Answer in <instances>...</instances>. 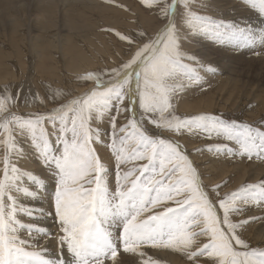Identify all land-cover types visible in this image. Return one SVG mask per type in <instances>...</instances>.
<instances>
[{"label":"snow or ice","instance_id":"6c2138e0","mask_svg":"<svg viewBox=\"0 0 264 264\" xmlns=\"http://www.w3.org/2000/svg\"><path fill=\"white\" fill-rule=\"evenodd\" d=\"M143 4L161 27L101 29L126 41L130 58L77 75L93 83L85 93L48 85L54 106L19 114V91H0V264H120L121 251L145 257V247L189 264H264V246L244 238L247 225L264 221V179L221 195L224 185L205 184L196 158L264 163V119L177 112L221 74L202 43L264 61V0ZM32 99L46 106L38 93ZM176 136L211 143L190 152ZM32 160L38 167L26 168ZM254 209L261 215H245Z\"/></svg>","mask_w":264,"mask_h":264},{"label":"rangeland","instance_id":"374dc122","mask_svg":"<svg viewBox=\"0 0 264 264\" xmlns=\"http://www.w3.org/2000/svg\"><path fill=\"white\" fill-rule=\"evenodd\" d=\"M67 1L69 2V4H72L73 0L72 1L67 0ZM79 1H81V0H79ZM79 1H78V3H79ZM69 4L67 3L66 5H69ZM79 4H81V3H79ZM117 4H122L125 6V8L117 7L116 6ZM110 5L113 7V9L115 11L119 12L118 15H116V16H119L118 23L115 22L116 23L115 25L109 26V25H104L105 23H103V21H101V23H99V20H97L98 22L95 23V29H94V32L97 33V35H95V37H94L95 40L93 39V41L91 43L83 42V43H85V45H87V49L84 48V50L87 52H90V53L93 49L94 50L95 49L101 50L104 47H106V45H109V44L112 46L113 49H116V52H114V54H113V52L110 51V53H112L113 55H106V56L100 55L101 57L107 58V62H106L107 64L106 63L105 64L100 63L98 65V67L99 68H106V69L117 67L118 65L120 66L123 62L127 61L130 58V56H128L129 45L127 44L126 41H120L119 38L115 36L114 32L109 33V32L102 31L101 29L107 28V27H112V28L119 30V31H122V32H133V31L139 32L141 30H146L148 33L155 34L156 30L158 28H160L161 24H162V21L157 18L154 11L147 9L144 6L143 0H115V3L110 4ZM128 14H129V16H128ZM111 15L114 16V12H112ZM28 17L30 20H33L35 15L32 14L31 12H29ZM88 17L95 19L97 16L89 14ZM122 17H123V21H122ZM32 27L30 25L24 26L21 29V31L18 33V35L19 36L24 35L28 38V40H30L32 35L35 33V30ZM56 31L59 32V30H56ZM9 41H10V44H9ZM9 41L5 36H1L0 37V50H1V52L11 51L10 55H15V57H14L15 70H13V71L18 72V74L15 77H13V79H11V78L7 79L8 81H4V80L1 81L0 80V91L3 90L5 85H13L14 86L12 89L13 92L19 91L20 100L17 102V104L15 105V107L13 109L17 113L27 114V113H32V112H43V111H46V109H50L51 107H53L51 95L49 94V90L47 87L48 85H51L53 88L62 89L64 91H71V90L73 91L76 89L75 91L78 92L79 95L81 93L82 94L85 93L89 88L93 87L92 82H83V81L76 79L77 75H79V74H76V73L72 74L70 72L68 74V72H66L64 70L60 71L61 76L59 78H57L59 81L52 82L51 78L48 74H43V73L39 72L37 69L35 70L33 63L38 62V59L36 58L35 55H32L31 53H29V51L27 49L28 45H26L27 42L22 43L21 37H14V38L10 37ZM15 43H17V44L15 45ZM89 49H91V51H89ZM126 50H127V52H126ZM93 54H94V52H93ZM228 54H230V53H228ZM250 54L251 53L239 54V55H233V54L227 55V58H229V59L232 58V60H231V62L224 61L225 64L221 67V74L219 75V78H217V79L212 78L211 79L212 87L208 88L205 93H201L199 96H195V97L187 96V97H185V99H188V102H194V100L200 99V97L202 95L204 97L208 98L212 93H215L216 96L218 95L219 97H221L220 99L216 98V101L212 105H210L209 103H205L206 106L208 105L207 108H206V106H202V108L199 111L181 108L180 105L178 104L177 112L179 114H182V115L191 116V115L205 113V112L215 114L217 112L222 111L226 115L232 114V113H236L237 115L243 114L245 119H247L248 121L250 120L249 122L260 121V120L264 119V102L259 101V100H257V101L255 100L256 99L255 95H256V93H258V91L260 92L261 98L264 99V78H260L259 80H257L255 77L256 74H258V73L261 77H264V61L260 60L259 62H256V61L246 60L245 58L250 57L251 56ZM227 58H225V59H227ZM221 59L222 58H220V60ZM113 62L115 64H113ZM241 62H243L244 67L237 69L235 66L237 64H241ZM6 65L11 66V64L8 61L6 62ZM99 68L95 67V68H92L88 71H94V70L99 69ZM245 68H246V70H245ZM0 71H3V70H0ZM88 71H86V72H88ZM249 71H250L249 77L245 78L244 74H247V72H249ZM86 72H84L83 74H86ZM83 74H80V75H83ZM11 80H12V82H11ZM224 80H226L227 83H220L219 82V81H224ZM54 83L57 84V86ZM20 85H23V91H20V89H19ZM78 88H79V91H78ZM221 88H223L224 90H230V92L228 94H224V95L220 96V94H222V92L220 91ZM41 91H42V93H41ZM37 93L38 94L40 93L39 94L40 97H44L45 102L47 103L46 106H45V104L39 103L38 100L33 101L32 98L35 97ZM78 93H76L75 95H78ZM26 96L27 97L29 96L28 101L25 100ZM34 103H35V105H34ZM49 103H51V104H49ZM15 108L18 110H16ZM179 109H182V110H179ZM165 135H170V133H165ZM174 138L179 139L180 142L190 152L193 151L195 148L203 147V146L207 145L208 143H211V141H209V140H205V139H201V138H193V137H189V136H184L183 139H182V137H179V136H176ZM99 151L104 158L109 159V153H108L107 149L100 148ZM196 158H197V162L201 166L200 170L204 173L206 178H209V179L214 178L217 173L218 174L221 173L218 171V166L220 164H223V163H227L228 166H232V167L238 166L240 164L239 163L240 161L246 162V163H248V165H252L254 163H257L260 166L264 165V163H261V162H256V161L252 162V161L239 160V159L235 160V162H233V160H225V159H219L218 160V159L213 158L211 156V154H209V153H207V154L204 153V154H200V155L198 154ZM200 159H203V160H200ZM109 163H111L110 159H109ZM217 164H219V165H217ZM36 165L37 164L34 160L24 164V166L28 169L29 168L30 169H36L38 167V166L36 167ZM2 167H3V165H0V168H2ZM212 167H214V168H212ZM232 167H231V170H232ZM241 168H240V171L238 168L236 170L233 169L234 171L230 172L228 174V176H226V178H218L217 182L215 180V181L211 182L210 184L208 183V180H206L205 177H203L204 183L209 185L210 187H214L216 184H223L224 186L220 189L221 195H223L224 193L236 190L242 184L252 183V182L254 183V182H258V181L264 179V177L261 176L259 179L254 180L253 179L254 175H251V176H247L246 177L247 180H244L243 183L242 182L240 183V181H238V178L242 175ZM208 170H210V171H208ZM214 172H215V174H214ZM212 174L214 176L211 177ZM223 177H224V175H223ZM251 177H252V179L250 180ZM215 179H216V177H215ZM225 182H227V183H225ZM251 211L257 212L255 209L251 210ZM251 211L247 212L245 215L251 216ZM261 222L262 221H259V220L254 221V222L250 223L249 225H247L246 229L247 230L250 229L251 232L253 231L252 233H254L255 229L258 228L259 223H261ZM41 223L42 224L44 223V226H47L46 221L41 222ZM22 235H24V234L22 233ZM45 239H48V238H45ZM50 242H52L53 245H51L52 243H50ZM49 243L54 250V248H55L54 241H49ZM249 243L253 246H256V243L254 240H253V242L251 241ZM258 246H261V245L259 244ZM144 251L146 253L145 258L139 257V254H131V253L128 254V253H124L123 251H121L120 252V258H119L120 264H124V263L125 264H137V263L138 264H144V261L146 259H148L149 257L156 258L157 256L154 253L158 254L159 249H152V248L145 247ZM150 252L152 254H150ZM143 259H144V261H143ZM162 262H164V261H162ZM186 262L187 263H184V264H189L188 261H186Z\"/></svg>","mask_w":264,"mask_h":264},{"label":"bare ground","instance_id":"6f19581e","mask_svg":"<svg viewBox=\"0 0 264 264\" xmlns=\"http://www.w3.org/2000/svg\"><path fill=\"white\" fill-rule=\"evenodd\" d=\"M73 1H72V4H69L67 0H0V37L5 36L8 39V41L10 37L11 38L21 37L22 43L27 42L26 45H28L27 49L29 53H31L32 55H35L36 58L38 59V62L33 63L35 70L37 69L39 72L43 74H48L52 82L59 81L57 78L61 76V72H60L61 70L68 72V74L70 72L72 74L76 73L80 75L92 68H95V67L99 68L98 65L100 63L105 64L107 62V58L101 57L100 55H105V56L113 55L114 52H116V49H113L110 44L106 45V47H104L101 50L93 49L91 51V49H89L91 53L85 51L84 47H82L81 45L83 42L91 43L95 35H97V33L94 32L95 23L98 22L97 20H99V23L103 21V23H105L104 25H109V26L115 25L116 24L115 22L118 23L119 21V16H116L118 15L119 12L115 11L110 4L105 2V0H81L82 2L79 0H73ZM78 1L81 4H79ZM67 3L69 5H66ZM29 12L35 15L33 20H30L28 17ZM112 12H114V16L111 15ZM89 14L95 15L97 17L95 19H92L88 17ZM122 21H123V17H122ZM26 25H30L31 27L33 26L32 28L35 30V33L32 35L30 40H28V38L24 35L23 36L18 35L21 29ZM56 30H59V32H57ZM9 44H10V41H9ZM16 44L17 43H15V45ZM201 48H205L207 50L208 54L216 61L220 69L225 64L224 61L231 62L232 60V58L230 59L227 58V55H232V54L224 53L222 50L215 48L210 42L202 43ZM193 49L195 51H200L199 48H193ZM110 51L113 52V54L110 53ZM56 52L61 53V56L57 57L55 55ZM10 53L11 51L1 52L0 50V70H3V71H0L1 81L3 80L8 81L7 79L9 78L13 79V77H15L18 74V72L13 71L15 70V67H14L15 55H10ZM241 54H249V53L242 52ZM220 58L222 59L220 60ZM245 59L250 60V61H256V62L260 61L259 59L254 58V57L251 59H247V58ZM7 61L11 64V66L6 65ZM113 64L115 63L113 62ZM249 73L250 71L247 72V74H244L245 78L249 77ZM255 77L257 80H259L260 78H264V77H261L259 73L256 74ZM217 78H219V75L214 77V79H217ZM219 82L227 83L226 80L219 81ZM55 85L57 86V84ZM75 90L73 91L71 90L74 95L78 93ZM78 91H79V88H78ZM220 91L222 92L220 96L224 94H228L230 92V90H224L223 88H221ZM216 98L220 99L221 97H219L218 95L216 96L215 93H212L208 98L202 95L200 99L194 100V102H188V99L182 98L178 101V104L180 105L181 108L199 111L202 108V106H206L205 103H209L210 105H212L216 101ZM255 98H256L255 99L256 101L259 100V101L264 102V99L261 98L259 91L258 93H256ZM179 110H182V109H179ZM200 160H203V159H200ZM239 163H240L239 165L237 164L238 166H233V167L228 166L227 163H223L220 165L217 164L219 165L218 171L221 172L220 174L222 176L217 173L215 175L216 179L215 177L211 179L206 178L205 175L203 177H205V179L208 180V183L210 184L211 182L215 180L217 182L218 178H226V176H228L230 172L234 171L233 169L236 170L238 168L240 171L241 167H242L241 168L242 175L238 178V181H240V183L241 182L243 183L244 180H247L246 179L247 176L254 175V177L252 176L254 180L259 179L261 176L264 177V165L260 166L257 163H254V164L251 163L252 165H248V163L243 162V161H240ZM231 167H232V170H231ZM212 176L214 175L212 174L211 177ZM252 177L250 178V180L252 179ZM256 211L257 212L251 211V216L253 215L257 216L258 214L259 215L261 214L259 210H256ZM43 226H44V223H43ZM252 232L250 229L248 230L246 229V231H244V238L248 242H251V241L253 242L254 240L256 243V246H258L259 244L261 246H264V221L259 223V226L258 228L255 229L254 233ZM51 245H53V243ZM150 254L152 253L150 252ZM154 254H156L158 258L156 257L157 259L156 258H153V259L161 261V264L187 263L186 262L187 260L182 255L178 253H174L171 250L159 249L158 254L157 253H154Z\"/></svg>","mask_w":264,"mask_h":264},{"label":"clouds","instance_id":"9594fccd","mask_svg":"<svg viewBox=\"0 0 264 264\" xmlns=\"http://www.w3.org/2000/svg\"><path fill=\"white\" fill-rule=\"evenodd\" d=\"M55 47V46H54Z\"/></svg>","mask_w":264,"mask_h":264}]
</instances>
